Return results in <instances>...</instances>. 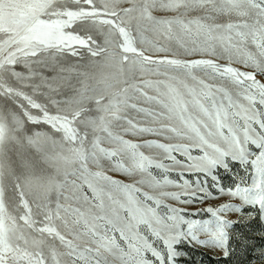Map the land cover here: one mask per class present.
Here are the masks:
<instances>
[{
  "label": "snow or ice",
  "instance_id": "1",
  "mask_svg": "<svg viewBox=\"0 0 264 264\" xmlns=\"http://www.w3.org/2000/svg\"><path fill=\"white\" fill-rule=\"evenodd\" d=\"M264 264V0H0V264Z\"/></svg>",
  "mask_w": 264,
  "mask_h": 264
},
{
  "label": "rangeland",
  "instance_id": "2",
  "mask_svg": "<svg viewBox=\"0 0 264 264\" xmlns=\"http://www.w3.org/2000/svg\"><path fill=\"white\" fill-rule=\"evenodd\" d=\"M191 258H194L197 261V264H217V262L214 260L215 257H211L206 253L195 250L192 252Z\"/></svg>",
  "mask_w": 264,
  "mask_h": 264
}]
</instances>
